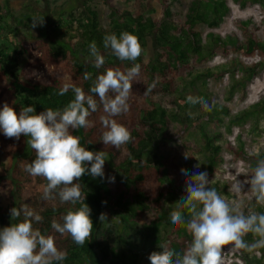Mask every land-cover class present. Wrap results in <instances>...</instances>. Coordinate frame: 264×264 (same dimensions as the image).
Wrapping results in <instances>:
<instances>
[{"label":"trees","instance_id":"trees-1","mask_svg":"<svg viewBox=\"0 0 264 264\" xmlns=\"http://www.w3.org/2000/svg\"><path fill=\"white\" fill-rule=\"evenodd\" d=\"M75 1L80 4L59 9L58 18L47 36L44 32L29 41L16 43L8 39L1 43L0 110L5 103L17 112L26 106H34L37 114L48 108L63 109L74 99L71 90L64 96L58 94L65 83L82 87L90 94L96 77L108 68L126 71L139 63L141 72L137 78L139 82H133L130 109L115 118L129 128L133 140L119 149L104 145L101 137L105 129L99 120L102 109L89 117L94 127L73 130L80 137L82 146L106 154L105 176L94 178L86 173L79 181L86 194L85 202L91 209L94 227L91 239L78 246L67 234L62 236L55 232L51 223L53 220L62 222L68 210L78 209L81 205L61 204L58 196L54 200H44L42 195L47 181L25 171V165L35 158L34 150L27 144L28 137L8 138L0 129V229L17 222L11 219L10 209L27 204L43 217L42 223H34V227L42 234L52 235L57 247L67 253V259L57 264H119L125 261L140 264L141 251L138 249L144 244L152 251H162L159 244L166 243L182 253L192 237L184 226L171 223L164 210L165 202L170 198L179 202L186 196L187 177L181 171L186 169L177 160L186 152L192 157L198 147L183 136L171 142L183 128V121H192L186 116L192 107L187 97L174 95L177 92L176 76L207 60L216 51L225 56L234 51L245 57L256 54L264 57V43L256 34L258 26L244 28L243 39L228 45L221 37H216L203 46L194 27L206 21L205 5L209 12L219 13L220 7H226L224 0H174L180 10L171 7L173 0H125L128 6H113L106 15V22H102L93 0ZM257 1L264 3V0ZM8 17L15 24L9 22ZM33 17L39 16L30 13L17 16L0 11V34L9 38L20 29H29ZM42 27L46 29L45 23ZM125 31L138 36L143 50L146 38H155L160 46L155 64L146 59L144 53L136 61H121L110 49L103 48L105 35L115 33L119 36ZM92 41L105 56L103 68L94 67L89 54ZM214 45H219L220 49H215ZM257 69L258 63L251 65L244 85L259 73ZM85 71L91 74L90 80L83 78ZM154 82V90L145 95L147 85ZM209 105L213 107L211 103ZM226 109L224 105H216V111ZM261 112H264V102H257L237 115L234 122ZM202 137L204 150L208 153L204 165L213 173L214 161L221 149L216 144L220 132L203 130ZM238 153L251 160L254 168L258 159H264V154L257 157L242 150ZM112 176L114 182L108 179ZM180 211L187 218L186 210L181 208ZM101 213L106 214L109 223L105 233V220H99ZM246 240L252 241L255 237L249 234Z\"/></svg>","mask_w":264,"mask_h":264},{"label":"clouds","instance_id":"clouds-1","mask_svg":"<svg viewBox=\"0 0 264 264\" xmlns=\"http://www.w3.org/2000/svg\"><path fill=\"white\" fill-rule=\"evenodd\" d=\"M44 23V17H33L31 27L43 26ZM103 48L110 49L121 61H136L143 53L138 36L127 31L119 36L115 33L105 35ZM89 54L94 67L103 68L105 56L95 41L89 45ZM140 72L139 63L126 71L108 68L96 77L90 94H86L82 87L65 83L58 94L64 96L71 90L74 99L63 109L48 108L37 114L34 106H26L17 112L5 103L0 110V129L6 137L17 140L21 135L28 137L27 144L34 150L35 158L25 165V171L47 181L42 198L54 200L58 196L61 204L81 205L78 209L68 210L62 222L53 220L51 223L55 232L62 236L67 234L78 246L91 239L94 227L91 209L85 202L86 194L79 181L86 173L94 178H103L106 154L82 146L80 137L73 130L94 127L89 117L102 109L99 120L105 129L101 137L103 144L119 149L132 142L129 128L115 118L129 111L133 82H139ZM83 78L90 80L91 74L85 71ZM155 86V82L147 85L144 94H150ZM187 102L193 106L201 105L206 111L212 110L203 97L189 95ZM259 155L255 151L249 152V156ZM184 156L187 159L190 155L186 152ZM181 171L187 177V194L179 204L186 210L187 218L183 211L174 210L169 213V219L174 225L184 226L192 240L182 253L166 243L159 244L162 251L150 254L151 264H223L225 246L248 253L264 248V213L249 210L246 214L242 200L227 201L209 186L207 171L190 174L183 169ZM244 174L247 176L249 173ZM108 179L115 181L114 176ZM244 184H250L249 198H254L258 205L264 207V159L257 160L250 178L243 182L236 180L229 191L239 197ZM10 215L17 222L0 229V264H57L67 259V253L57 247L52 235L42 234L39 228L34 227V223L43 221L38 212L24 204L10 209ZM21 216L22 220L19 219ZM106 218L104 213L99 216L100 221ZM249 234L257 238L254 243L246 240ZM256 255L259 258V252Z\"/></svg>","mask_w":264,"mask_h":264},{"label":"rangeland","instance_id":"rangeland-1","mask_svg":"<svg viewBox=\"0 0 264 264\" xmlns=\"http://www.w3.org/2000/svg\"><path fill=\"white\" fill-rule=\"evenodd\" d=\"M93 2L100 12L102 22H106V15L113 6H128L125 0H93ZM223 2L226 7H220L219 13L209 12V7L204 6L206 21H201L194 27V30L200 34V43L203 46L209 45L214 38L221 37L228 45L232 41L243 39L244 28H254L255 25L258 26L256 34L264 43V3L257 0H224ZM73 3L80 4L75 0H0V11L3 13L11 12L17 16L25 13L36 14L39 17L46 15L44 18L46 29L40 25L24 29V31L20 29L15 35L11 34L9 38L2 33L0 34V45L8 39L16 43L21 40L29 41L35 36H42L44 32L47 36L48 30L52 29L58 18L59 9L62 6L68 8ZM171 7H174V10H180L174 0ZM7 20L15 24L10 17ZM214 48L218 50L220 46L214 45ZM159 49L160 46L157 45L154 37L146 38L143 53L146 59L152 60L153 64L158 60ZM203 50L206 51L207 48ZM254 63H258L259 73L244 85L247 70L251 69ZM175 84L177 92L174 95L176 97H188L189 95L203 97L213 105L211 111L204 110L201 105H192L189 108L186 116H190L192 121L184 120L180 135L171 142L183 136L188 141H194L198 149L193 152L192 157L186 159L182 156L177 162L181 163L189 174L207 171L209 186L214 187L229 202L242 200L246 214L249 210L264 213V207L258 205L254 198H249L250 184H244L239 197L229 191L230 186L236 180L243 182L250 178L254 169L251 160L244 159L238 151L242 150L247 155L253 151L260 155L264 154V112L258 115L249 114L244 119L234 122L235 117L241 112L251 109L257 102H264V57L257 54L253 57H245L234 51L225 56L216 51L207 60L190 66L182 74L177 75ZM216 105H224L227 109L216 111ZM180 118L183 119L182 116ZM203 130L210 133L220 132V138L216 144L221 146V149L216 155L213 173L208 172L204 165L208 153L204 150ZM244 173L249 174L246 176ZM164 210L169 216L171 211L181 210V206L179 202L170 198L165 202ZM108 224V220L105 219L103 233ZM248 242L251 244L255 240ZM138 250L141 251L140 264H151L149 256L153 251L146 244ZM256 252H259V258ZM222 260L223 264H264V248L248 253L225 246ZM119 264H130V262L125 261Z\"/></svg>","mask_w":264,"mask_h":264},{"label":"flooded vegetation","instance_id":"flooded-vegetation-1","mask_svg":"<svg viewBox=\"0 0 264 264\" xmlns=\"http://www.w3.org/2000/svg\"><path fill=\"white\" fill-rule=\"evenodd\" d=\"M22 41V40H21ZM20 42V41H19ZM18 43V42H17Z\"/></svg>","mask_w":264,"mask_h":264}]
</instances>
